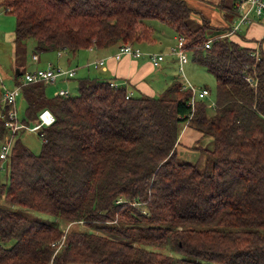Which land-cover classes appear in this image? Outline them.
<instances>
[{"label": "trees", "instance_id": "trees-1", "mask_svg": "<svg viewBox=\"0 0 264 264\" xmlns=\"http://www.w3.org/2000/svg\"><path fill=\"white\" fill-rule=\"evenodd\" d=\"M2 5L15 19L14 48L32 40L34 54L151 43L147 21L156 20L184 37L216 92L214 114L203 97L188 121L212 137L200 150L211 165L200 169L176 153L191 112L190 90L179 81L157 97L129 98L124 85L97 76L76 78L77 93L68 96L47 97L41 82L23 85L25 116L17 121L34 124L43 109L55 118L37 131L39 153L17 136L24 129L13 135L0 184V264H264V51L209 39L208 20L192 27L185 0ZM17 69L15 84L25 70ZM7 119L0 103V142L11 135Z\"/></svg>", "mask_w": 264, "mask_h": 264}, {"label": "crops", "instance_id": "crops-1", "mask_svg": "<svg viewBox=\"0 0 264 264\" xmlns=\"http://www.w3.org/2000/svg\"><path fill=\"white\" fill-rule=\"evenodd\" d=\"M185 2L192 8L195 17L197 15L208 20L211 30H213L212 33L208 34L209 39L216 36L227 37L243 46L252 48L254 51H264V18H256L251 23L243 25L236 33H229L237 14L236 11L233 15L229 7L233 4L236 7V0H185ZM162 31L157 37L153 35L154 40L151 44L154 48H146L145 51L163 53L169 51L176 41V33L173 30ZM163 46L165 47L162 48ZM117 49L118 44L99 49H80L74 53L67 51L47 52L43 53L45 56L43 55L44 58L42 57V59L45 61V65L54 63L65 69H73L76 78L97 76L105 80L116 81L120 86L124 85L126 91L132 92V95L157 97L173 81L183 82L176 59L168 52L160 66L156 67L151 64L146 56L135 58L123 55L116 59L114 54ZM36 55L38 58L35 61L32 60L34 65L41 62L40 54ZM188 56L190 59V53ZM100 59H104L102 66L96 68L91 66V62ZM188 63L189 61L186 65ZM184 68L185 65L183 70ZM189 69L191 71L190 67ZM73 78L59 80L58 85H56L59 88L70 89V82ZM211 144V136L204 135L189 124L180 125L176 153L184 161L197 163L200 157L199 152L202 153L200 150L209 148Z\"/></svg>", "mask_w": 264, "mask_h": 264}, {"label": "built area", "instance_id": "built-area-1", "mask_svg": "<svg viewBox=\"0 0 264 264\" xmlns=\"http://www.w3.org/2000/svg\"><path fill=\"white\" fill-rule=\"evenodd\" d=\"M236 17L233 22L229 33H236L240 30V28L245 25L251 23L254 19L264 18V0H236ZM8 8H5L2 5V0H0V16L3 13H6ZM211 41L208 40L204 46L205 48L210 47ZM169 53L173 55L176 59L179 73L183 79L181 82V88L183 90H190V97L188 99V105L190 106V114L187 116V120L185 124H188V121L192 117L194 111V105L196 100L205 97L209 90L205 87L195 89L188 79L184 75L183 67L189 61L188 51L184 48V37L182 35L176 36V42L170 49ZM123 55L132 56L135 58L146 56L153 66H160L162 61L164 60L165 53L162 52H147L140 49V47L135 46L131 43H124L118 46L117 51L114 54L116 59H119ZM38 57L36 54L32 55V60H36ZM104 64V59L96 60L91 63L94 67L102 66ZM75 71L73 69H65L60 66L54 64H47L46 67L43 68H35L32 71L24 70L22 77L20 78V82L15 84L13 88H6L3 86L2 94L0 97V103L2 107L7 108V121L5 122V126L8 129L9 134H11L5 141L0 142V173L6 169L8 165L9 154L13 144V135L15 132L21 129H28L33 132H37L41 126H48L54 122V115L48 109H43L38 113L37 121L33 124V126H29L26 124H22L17 121V113H16V98L19 94H21V89L23 85L28 83H44L46 85H55L59 80H65L74 77ZM1 83L4 84V79H0ZM248 81H252L251 78H247ZM110 85L113 87L120 86L116 81L110 80ZM55 95L59 96H68L69 90L68 88H59L54 92ZM132 96V92L126 91L125 98H129ZM6 164V165H5Z\"/></svg>", "mask_w": 264, "mask_h": 264}, {"label": "rangeland", "instance_id": "rangeland-1", "mask_svg": "<svg viewBox=\"0 0 264 264\" xmlns=\"http://www.w3.org/2000/svg\"><path fill=\"white\" fill-rule=\"evenodd\" d=\"M203 17H198L194 15V13L191 14L189 22L192 27H196L199 24H201ZM153 28H154V36L157 37L160 35L161 31H166V30H173L171 27L159 23L156 20H149L147 21ZM14 24H15V19L14 16L10 13H3L0 16V79H5L4 84L1 83L0 80V87L3 88L5 86L6 88L10 89L13 88L15 85V78H14V72L16 68H20V70L23 71L29 70L32 71L35 68H43L46 67L45 61L42 59L44 58V54L41 53V62L37 65H34L32 62V54H33V41L29 40L26 42L24 48L16 50L14 48V43H13V38H14ZM162 26V27H161ZM167 28V29H166ZM162 31V32H163ZM174 31V30H173ZM213 30H210L207 32V34L212 33ZM152 43V42H151ZM151 43H139L140 45L133 44L135 46L140 47L143 51L145 49H150L154 48ZM132 44V43H131ZM142 44V46H141ZM175 44V43H174ZM173 44V45H174ZM172 45V46H173ZM170 47V49L172 48ZM163 46L162 48H164ZM169 49V51H170ZM168 52V54H170ZM165 52V54H167ZM153 53V52H152ZM163 53V52H162ZM44 55V56H43ZM47 58V57H46ZM54 64V63H53ZM191 68V71L189 69ZM185 75L190 82V84L195 88H207L209 90V93L205 96L204 101H205V106H206V114L208 116L214 114V103H215V79L211 73H209L203 66L197 65L191 61V58L189 59V63L186 65L184 68ZM22 77V76H21ZM20 77V78H21ZM76 78V76L74 77ZM72 79L70 82V86L68 89L70 95H74L77 93V79ZM59 82L56 84L58 85ZM45 85V94L47 97H53L55 95V91L59 89L57 85ZM56 87V88H55ZM25 101L22 96V94H19L16 98V113H17V118L21 120L25 116ZM30 127L33 126V122H29L28 124ZM20 140L22 141L23 144H25L27 147H29L34 153H39L41 149V144H42V139L39 137L37 132L30 131L28 129L22 130L21 133L17 135ZM16 135L14 136V140L17 137ZM200 157L198 160V167L200 169H204L206 166L208 168L211 165V162L207 160V156L205 153H200ZM178 156V155H177ZM179 159H181L178 156ZM183 160V159H181ZM6 165V164H5ZM7 166L6 169L0 173V184L1 183H6L7 182ZM1 201V200H0ZM23 211L28 213L31 217L39 219L41 221H54V217L46 214V213H41L38 211H34L28 208H21ZM60 227L62 229H68L69 225L66 224H61ZM82 227V226H81ZM65 230V231H66ZM12 244V241L7 242L5 246H9Z\"/></svg>", "mask_w": 264, "mask_h": 264}, {"label": "water", "instance_id": "water-1", "mask_svg": "<svg viewBox=\"0 0 264 264\" xmlns=\"http://www.w3.org/2000/svg\"><path fill=\"white\" fill-rule=\"evenodd\" d=\"M15 72H16V73L18 72V69H17V68L15 69Z\"/></svg>", "mask_w": 264, "mask_h": 264}]
</instances>
